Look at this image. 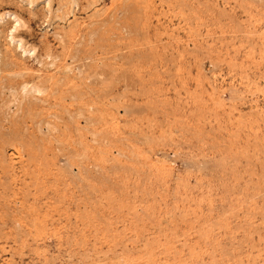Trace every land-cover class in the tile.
<instances>
[{
  "label": "rangeland",
  "instance_id": "obj_1",
  "mask_svg": "<svg viewBox=\"0 0 264 264\" xmlns=\"http://www.w3.org/2000/svg\"><path fill=\"white\" fill-rule=\"evenodd\" d=\"M0 264H264V0H0Z\"/></svg>",
  "mask_w": 264,
  "mask_h": 264
}]
</instances>
